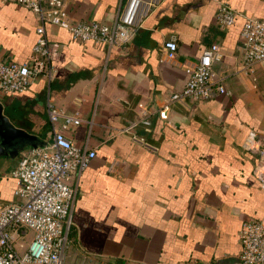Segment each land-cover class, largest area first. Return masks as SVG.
Wrapping results in <instances>:
<instances>
[{
  "label": "crops",
  "instance_id": "1",
  "mask_svg": "<svg viewBox=\"0 0 264 264\" xmlns=\"http://www.w3.org/2000/svg\"><path fill=\"white\" fill-rule=\"evenodd\" d=\"M124 0H66L75 19L110 22ZM237 11L220 28L217 5ZM131 37L111 46L72 39L55 25L58 44L49 82L33 80L20 92L0 90L3 113L15 126L51 139L45 100L80 119L65 131L72 144L93 149L88 165L71 176L75 196L62 264H239L237 231L246 219L264 225V190L251 169L254 153L241 143L248 129L264 132V63L239 69L241 15L264 18V0H157ZM36 18L0 0V58L27 61ZM175 37L166 57L163 39ZM217 43L215 78L229 91L172 102L167 117L153 113L135 131L151 146L121 132L138 103L161 105L185 82L186 66ZM14 157L0 155V205L12 199Z\"/></svg>",
  "mask_w": 264,
  "mask_h": 264
},
{
  "label": "built area",
  "instance_id": "2",
  "mask_svg": "<svg viewBox=\"0 0 264 264\" xmlns=\"http://www.w3.org/2000/svg\"><path fill=\"white\" fill-rule=\"evenodd\" d=\"M28 8L36 18L35 39L27 61L17 62L0 58V90L20 92L37 78L49 82L55 76L53 61L58 56V44L47 38L45 25L65 29L78 41H94L111 46L127 41L141 23L145 4L157 0H124L110 22L75 19L68 14L66 0H7ZM237 11L220 2L214 18L217 26L225 28L234 23ZM239 69L253 73L254 66L264 63V18L241 15ZM160 49L172 57L176 49L173 35L163 39ZM221 56L219 45L205 46L196 61L185 67V82L172 91L155 108L138 103L137 115L120 129L133 141L151 147L135 129L147 127L150 116L156 113L165 119L170 103L187 98L207 99L227 94L222 77L215 78L212 61ZM45 108L51 139L44 146L24 148L18 152L16 164L10 171L14 179L12 199L0 205V264H62L75 187L71 176L86 167L94 156L93 149L72 144L65 131L79 123L74 113L55 106L46 97ZM243 150L255 154L252 175L264 190V132L248 129L241 143ZM240 245L239 264H264V225L261 220L246 219L237 231Z\"/></svg>",
  "mask_w": 264,
  "mask_h": 264
},
{
  "label": "water",
  "instance_id": "3",
  "mask_svg": "<svg viewBox=\"0 0 264 264\" xmlns=\"http://www.w3.org/2000/svg\"><path fill=\"white\" fill-rule=\"evenodd\" d=\"M45 144V139L37 133L29 132L12 124L3 113L0 102V155L14 157L24 148L44 146Z\"/></svg>",
  "mask_w": 264,
  "mask_h": 264
}]
</instances>
